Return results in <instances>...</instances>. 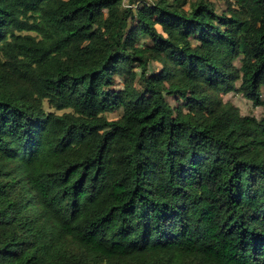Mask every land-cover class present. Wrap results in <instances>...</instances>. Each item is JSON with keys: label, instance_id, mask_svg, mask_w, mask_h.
Listing matches in <instances>:
<instances>
[{"label": "trees", "instance_id": "obj_1", "mask_svg": "<svg viewBox=\"0 0 264 264\" xmlns=\"http://www.w3.org/2000/svg\"><path fill=\"white\" fill-rule=\"evenodd\" d=\"M124 1L0 0V264H264V0Z\"/></svg>", "mask_w": 264, "mask_h": 264}, {"label": "rangeland", "instance_id": "obj_2", "mask_svg": "<svg viewBox=\"0 0 264 264\" xmlns=\"http://www.w3.org/2000/svg\"><path fill=\"white\" fill-rule=\"evenodd\" d=\"M217 4V8L221 9L222 6L224 5V1L223 0H214ZM154 2V0H135L134 6H141L143 3H152ZM131 3L130 0H125L124 1V7H127L128 4ZM144 42H150V39L146 38V39H142L141 43ZM237 64L240 65V61L237 62ZM154 68L159 70L162 66L159 63H154L153 64ZM123 79L122 78H117L114 88L115 89H121L123 88ZM135 88L137 89L138 92L140 93H144V89L142 88V84H140V82L136 81L134 83ZM141 95H145V94H141ZM169 101L171 102V104L175 107H177L180 103V101L178 99H176L175 97H168ZM223 99L224 101L228 102H232L233 104H235L241 111L242 115H253L256 116L258 118H262L264 116V107L262 106H255L254 103L247 99L242 93H239L237 91L231 92L229 94H224L223 95ZM45 109L50 112L53 111L54 109L50 107V105L48 104V102H45ZM62 113V112H61ZM122 113V109H118V111H114L108 114V116L111 119H117L119 117V115Z\"/></svg>", "mask_w": 264, "mask_h": 264}]
</instances>
